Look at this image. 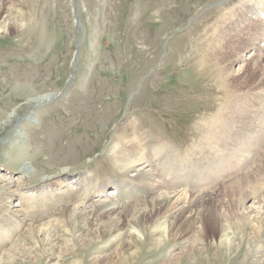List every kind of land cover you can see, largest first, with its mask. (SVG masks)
<instances>
[{
	"label": "rangeland",
	"instance_id": "rangeland-1",
	"mask_svg": "<svg viewBox=\"0 0 264 264\" xmlns=\"http://www.w3.org/2000/svg\"><path fill=\"white\" fill-rule=\"evenodd\" d=\"M221 2L9 0L4 8L0 5L1 14L10 16L7 30L0 32V214L8 209L18 215L9 225L0 222V264H90L92 259L111 258L115 244L107 243L110 236L84 252L80 246L91 241L90 231L97 226L81 228L82 223L78 245L56 230L46 247L50 251L39 256L45 230L54 227L44 225L65 208L60 192L86 176L92 178L86 197H77L68 210L82 203L90 207L115 201L137 212L142 200L151 198L147 189L153 186L161 189L155 196L201 192L202 183L192 178L197 176L199 151L190 150L202 136L203 119L221 100L213 82L199 74V65L224 62V44L214 33L223 17L243 2L264 11L257 6L264 5L263 0H234L228 7ZM253 41L251 47L263 51L264 40ZM242 56L232 75H238L243 61L256 57L250 50ZM202 59L209 62L200 64ZM45 95L55 98L39 106L29 104L31 98ZM9 116L11 123L5 127ZM126 121L133 125L128 140L141 143L134 161L135 168L143 170L139 175L119 167L112 151ZM255 126L251 134L260 136L262 125ZM15 129L22 138L18 153L12 152ZM23 164L30 173L20 172ZM256 164L250 163L242 177ZM62 171L69 173L65 180L58 177ZM230 184L220 183L215 191ZM256 186L264 198V184L257 180ZM257 197L247 196L235 209L244 214L238 224L245 229L231 232L233 250L203 248L200 258L180 264H264V224L257 228L264 214ZM51 198L61 202L52 206ZM39 228L40 234L34 235ZM123 235H129L128 228ZM249 239L257 247L250 255L252 263L244 260ZM196 242L195 235L182 237L145 253L139 264H158L163 255L177 256L182 246Z\"/></svg>",
	"mask_w": 264,
	"mask_h": 264
},
{
	"label": "bare ground",
	"instance_id": "bare-ground-1",
	"mask_svg": "<svg viewBox=\"0 0 264 264\" xmlns=\"http://www.w3.org/2000/svg\"><path fill=\"white\" fill-rule=\"evenodd\" d=\"M8 1L0 0L1 7L4 8ZM254 1L259 3L261 0ZM233 2L234 0H223L221 5L228 7ZM250 6L243 2L242 6L223 17L222 25L214 29L215 39H219L220 43L224 44L222 48L219 47L224 62L205 64L209 61L199 60L200 64H205L203 68L199 65V74L213 82L214 92L221 100L213 114L203 119L202 136L196 147L190 150L199 151V157L195 162L198 165L197 176L192 178L199 179L202 183L201 192L192 196L185 194L183 196L180 193L171 195L160 193L159 196H155L161 189L153 186V189L148 188L147 192L151 194L149 197L154 198L142 200L137 212L115 201L99 202L90 207L83 206L82 203L79 207L68 210L71 204L78 200L77 197H86L85 192L92 184L91 176H86L74 188L69 185L63 193L60 192V195L64 196L60 198L65 202V208L52 222L44 225L45 228L54 227L52 230H45L46 235L39 243L40 258L45 257V254L50 251L46 247L51 244L56 230L66 233L71 237L70 240L78 245L81 239L78 235L80 230L78 226L82 223L81 228L97 226L95 231H90L92 239L87 242L89 245L85 243L84 246H80L84 252L88 251L91 244L98 243L107 236L111 237L107 243L115 244L111 250V256L109 255L110 259L106 258L104 262L92 259L90 264H139L145 253L152 254L167 244L177 242L182 237L195 235L196 244L182 246L177 256L166 254L158 261V264H180L186 258L193 260L200 258L203 248L208 250L212 246L228 252L233 250L231 232L236 227L240 230L245 229L238 224L244 214H238L235 209L241 206L247 196H258V203L261 204L264 214V198L261 199L258 195L259 190L256 186L257 180L261 185L264 184V121L261 120L264 115H260L264 111V65L261 60L264 58V48L261 51L257 47H251L253 40L258 42L259 39L264 40V11ZM252 15L255 18H250ZM9 18V13L1 14L0 11V32L7 30ZM16 26L19 27V25ZM247 50L256 57H252L249 62L243 61L244 67L238 75H232V68L243 59L242 53ZM54 98L55 95L33 97L29 100V104L33 107L39 106ZM10 119L9 116L5 127L10 125ZM258 123L262 125L261 134L254 136L251 130ZM132 126L131 122L126 121L120 127L112 151L115 152L119 167L126 170L132 169L139 175L143 170L136 169L137 164H134V161L136 150L140 149L141 143L137 140H128L127 132L132 129ZM15 132L13 139L16 146L12 148V152L18 153L22 138L18 130L15 129ZM142 151H147V148ZM254 161H257L256 169L242 177L241 172ZM18 168L24 174L30 173L27 165L23 164ZM161 169L166 170V168ZM58 175L65 180L69 173L62 171ZM203 177L205 179H202ZM220 183L231 184L215 191ZM60 198L56 201L51 198L50 204L56 206ZM181 204L185 205L179 207ZM119 209L121 211L118 213ZM16 215L5 209L0 214V222L9 225L10 222L17 221L18 215ZM114 215L116 218L110 223L101 222ZM108 224L111 225L110 228L107 227ZM260 224H264V219L258 223V229ZM124 228L129 229L128 236L123 235ZM207 229L212 230L211 236H208ZM35 232L34 235H39L41 229ZM249 240L244 260L247 259L249 263H252L250 255L257 247L254 249V241Z\"/></svg>",
	"mask_w": 264,
	"mask_h": 264
}]
</instances>
